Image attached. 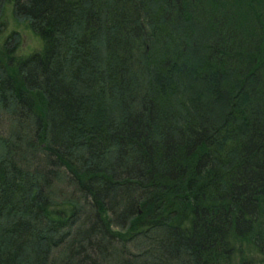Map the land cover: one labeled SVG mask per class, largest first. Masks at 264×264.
<instances>
[{"label":"trees","instance_id":"obj_1","mask_svg":"<svg viewBox=\"0 0 264 264\" xmlns=\"http://www.w3.org/2000/svg\"><path fill=\"white\" fill-rule=\"evenodd\" d=\"M8 4L0 264H264V0Z\"/></svg>","mask_w":264,"mask_h":264},{"label":"rangeland","instance_id":"obj_2","mask_svg":"<svg viewBox=\"0 0 264 264\" xmlns=\"http://www.w3.org/2000/svg\"><path fill=\"white\" fill-rule=\"evenodd\" d=\"M2 9L3 10L0 13V42H3L4 38L11 32H16V34L19 36V43L16 51L17 55H27L33 52L34 50L39 49L41 46L40 41L29 31L28 28H26L25 25L16 21V19L13 17L12 6L8 4ZM1 126L3 127L1 129L3 130H5L4 128L7 127V120L4 118L3 115H1L0 127ZM250 250H252V248H250ZM246 263L250 264L249 262Z\"/></svg>","mask_w":264,"mask_h":264}]
</instances>
